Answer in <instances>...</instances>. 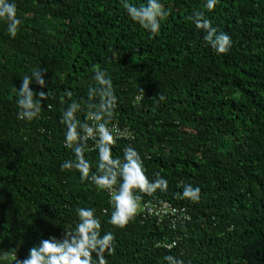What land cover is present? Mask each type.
<instances>
[{"label": "trees", "instance_id": "16d2710c", "mask_svg": "<svg viewBox=\"0 0 264 264\" xmlns=\"http://www.w3.org/2000/svg\"><path fill=\"white\" fill-rule=\"evenodd\" d=\"M14 2L23 21L15 38L0 20V252L14 248L23 260L42 239L74 228L77 207H92L102 233L116 237L108 264H167L166 255L184 264H264V0H218L213 11L206 0H160L170 14L158 35L121 0ZM197 10L230 35L226 54L186 19ZM97 68L117 96L109 126L134 134L115 143L113 156L132 146L149 179L159 172L169 182L166 192L141 194L149 208L123 229L108 223L106 191L61 170L75 157L60 119L72 100L86 102ZM36 69L46 70V86L33 81L31 89L53 98L37 119L22 121L14 89ZM87 144L95 166L98 151ZM183 184L200 187L199 203L176 198Z\"/></svg>", "mask_w": 264, "mask_h": 264}, {"label": "clouds", "instance_id": "9594fccd", "mask_svg": "<svg viewBox=\"0 0 264 264\" xmlns=\"http://www.w3.org/2000/svg\"><path fill=\"white\" fill-rule=\"evenodd\" d=\"M217 3L218 0H206L205 8L213 11ZM121 4L128 16L152 35L159 34L161 21L170 14L160 0H147L146 4L139 7L129 0H121ZM186 19L193 22L197 29L204 31L205 41L217 54H226L232 47L230 35L213 26L205 11L197 10ZM0 20L6 22L8 34L15 38L23 21L18 17L14 0H0ZM45 71L36 69L31 75H24L21 87L14 89L17 91L19 120L31 122L37 119L43 102L53 98L52 90L35 93L30 87L33 81L41 87L46 86ZM92 79L95 84L89 85L86 102L72 100L60 119V123L66 127L64 146L71 149L75 157L63 161L61 170L74 169L80 173L82 181H90L99 190L106 191L112 204L108 223L123 229L143 209L149 208L150 202H144L141 194L151 197L157 191L166 192L169 182L159 172L153 173L154 179H149L140 152L132 146L123 149L122 158L113 156V146L124 135L119 129L109 127L115 118L117 107L113 81L106 71L98 68L94 70ZM139 93L143 96L144 90L140 88ZM65 94L71 99L70 91ZM159 99L163 101L165 97L159 94ZM81 112L84 113V120L78 119L77 114ZM89 140L94 142L95 150L98 151L95 166L85 157ZM181 187L183 191L177 193V199L200 202V187H193L191 184H183ZM76 215L77 223L74 228L65 229L60 238L52 236L42 239L38 246L29 250L25 259H18L16 249L13 248L0 252V260L5 264H108L106 254L112 256L116 253L115 234L112 231L102 233V223L95 208L77 207ZM164 260L167 264H184L183 260L172 255H166Z\"/></svg>", "mask_w": 264, "mask_h": 264}, {"label": "built area", "instance_id": "2783aa9c", "mask_svg": "<svg viewBox=\"0 0 264 264\" xmlns=\"http://www.w3.org/2000/svg\"><path fill=\"white\" fill-rule=\"evenodd\" d=\"M109 127L110 128L119 129L120 132L124 134L123 136H121L120 138H118L117 141H121V140H133L134 139V134H133V132L131 131V129L129 127L123 129V128H120L117 124L116 125L109 126ZM167 210H168V212L172 213L173 215H175L177 213V210H175V208H173L170 205H167Z\"/></svg>", "mask_w": 264, "mask_h": 264}]
</instances>
